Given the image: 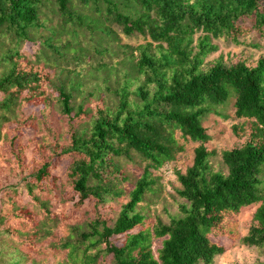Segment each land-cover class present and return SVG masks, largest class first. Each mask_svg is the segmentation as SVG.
Returning <instances> with one entry per match:
<instances>
[{
	"label": "trees",
	"instance_id": "obj_1",
	"mask_svg": "<svg viewBox=\"0 0 264 264\" xmlns=\"http://www.w3.org/2000/svg\"><path fill=\"white\" fill-rule=\"evenodd\" d=\"M263 1L0 0V147L7 143L6 153L22 167L24 146L16 139L32 121L21 112L26 106L45 108L55 99L69 126L67 138L55 141L49 158L30 166L23 184L42 219L8 195L17 192L14 186L4 191L8 205L0 209V264L31 261L21 246L35 249L36 242L53 236L52 225L59 218L46 193L55 194L58 186L68 207L67 214L60 211L62 218L81 207L88 208L90 217L50 242L51 261L33 259L31 264H213L225 250L218 236L257 250L261 259L252 264H264V53L251 64L244 59L226 64L221 53L210 64L206 61L218 48L213 40L238 45L253 34L264 41ZM50 6L59 19L56 27L45 15ZM115 27L146 40L120 45L128 62H133L132 50L137 51L130 65L136 74L126 73L113 88L106 85L111 97H99L102 102L95 100L92 109L74 104V93L84 90L79 72L65 69L55 84L51 60L65 59L69 50H80L73 55L79 59L82 29L98 35L93 68L109 67L103 58ZM25 42L37 45L33 60L20 52ZM260 42L254 45L258 49ZM48 84L54 93L47 91ZM208 115L236 120L230 131L244 139L218 153L209 148ZM186 142L195 143L190 162L183 170L173 169V192L181 199L177 212L166 222L149 224L141 203L158 191L160 171L177 160ZM217 155L220 165L214 168ZM61 158L69 161L65 180L51 173ZM122 159H136L138 175L126 171ZM119 199L123 201L113 217L112 201ZM251 204L256 207L239 234L235 217ZM154 238L161 239L155 256Z\"/></svg>",
	"mask_w": 264,
	"mask_h": 264
},
{
	"label": "rangeland",
	"instance_id": "obj_2",
	"mask_svg": "<svg viewBox=\"0 0 264 264\" xmlns=\"http://www.w3.org/2000/svg\"><path fill=\"white\" fill-rule=\"evenodd\" d=\"M53 8L54 6H50L45 15L48 18L50 17L51 23L54 27H56V23L59 22V19ZM113 29L114 34L110 36L109 42L107 43L109 51L107 54H104L103 58L110 64V66L105 67L104 69L95 70L93 68V65L97 62L94 59L96 55L92 51V47L98 35L95 33L93 35L85 34L82 29L78 31L79 46L83 48L82 55H80L79 59H74L73 55L75 53H79L80 50H69L66 53L65 59H62L61 61H57V59H55L54 62L50 59V56L52 55H48L47 51L45 52L46 58L50 59L52 62V64L49 65L54 64L52 71L50 72V77L52 78L53 83L56 84L59 78H63L66 75L65 69H74L79 72L78 78L82 83V88H84V90L79 95L74 93L73 98L75 99L72 101L74 104L81 102L83 106H88L92 109L95 100H99V103L102 102L99 97L102 99L103 97H111L112 94L109 92L107 87L105 88L106 85L113 88L125 77L126 73H128V75L136 74L134 68L130 65L136 60L137 51L132 50V56L129 58H131L133 62H128L125 59L126 57L124 58L123 56L120 45L128 44L130 46H135L143 44L146 41L145 38L136 33L126 36L120 33L118 28L115 27ZM66 34L71 33H64L61 36L63 38L68 37ZM105 38L101 36L100 42L105 43ZM213 42L217 44L218 48L215 52L206 57L207 64H210L211 61L220 53L222 54L226 64L233 63L238 59H244L247 64H251L259 55L260 51L264 53V41L260 42L253 34L242 38L240 42L241 44L238 45L234 43L232 44L224 39L213 40ZM258 42H260V45L258 44L261 47L260 49L254 46L255 43ZM36 50L37 45L33 42H25L20 47V52L27 55V58L30 60H33L32 55H35ZM87 55L91 56V59L90 57H85ZM39 58H41V60L44 59L42 57ZM52 89L51 84H48L47 91H52V93H54L55 91ZM89 90H92L91 94H87V91ZM21 112L24 115L32 116L31 124L23 126L21 128V134L16 139L17 144L24 146L23 152L20 154V158L23 159V165L20 168L16 164L15 159L6 153L9 151V149L6 150L7 143L0 147V209L5 208L8 205V203L3 201V195L4 191L11 185L16 188L17 192L13 193L11 190L8 192V195H10L17 204H20L21 207H24V209L29 211L33 218L40 220L42 219V213L40 212L38 206L33 204V202L28 198L25 190L23 189V184L28 177L27 172L30 171V166L37 165L39 161L43 160V158H49L52 155V149L54 148L55 141L61 143L67 138V130L69 126L66 117L60 114L55 99L50 100L45 105V108H43L42 104H38L35 106H26L21 110ZM235 121L236 120L221 121L219 118L208 115L204 122L208 125L211 133V140L207 143L208 147L215 149L218 153L221 149L231 145L233 146L242 138L244 139V136L237 138L231 133L229 128L230 124ZM7 126L11 128L13 124L8 123ZM194 146L195 143L186 142L184 150L178 155L177 160L172 165H169L160 171V188L157 192L148 194L141 203L142 211L146 215L147 223L153 224L157 220L166 222L168 215H172L177 212L176 205L181 202V199L176 197L173 192V188L176 186L173 169L183 170L184 167L189 164ZM135 160L124 161L122 159L125 170L132 175H138L140 170ZM212 162L214 168L219 167L220 163L218 155L212 159ZM68 163L69 161L67 158H61L58 162H56L55 167L51 170V173L60 177L61 180H65ZM60 190L61 187L58 186V191ZM58 191H53L55 194H53L50 190L46 193L48 196L49 208L55 211L57 213V219L59 218L58 223L52 225V229L56 226V228L54 227L55 233H53L51 238H43L36 242L35 249L37 250L21 246L24 251L29 252L28 255L31 259V261L27 260L25 264H31L33 259L35 260V263L42 261V259L51 261L54 256L51 254V250L48 251V245L51 244L50 242H57L60 237L64 235L63 230L67 229V227L69 228L70 225H76L78 223L83 224L84 220H87L90 217L88 208L85 209L84 207H81L74 213L70 214L68 218H62L60 216V211L64 210L67 214L68 207L62 197L58 196ZM37 195L42 196V193L37 191ZM122 201L123 199L112 201L113 209L110 213L113 217L117 213L119 204ZM255 207L256 204H251L240 208L237 216L235 217V230L239 234L244 233V228L248 224ZM21 227L23 230L27 228L23 225ZM217 239L225 246V250L222 254L214 258L213 264H252L257 259H261V254L258 253L257 250L241 245L237 242V240H234V243L231 244L226 242L224 237L218 236ZM12 241L16 243L15 240ZM116 241L119 242L120 239H117ZM160 241L161 239L156 238L151 240V250L154 256L156 249L160 246ZM98 247H100V245L96 248ZM57 251L60 250L58 249ZM94 252L95 250L91 251L89 254L92 255ZM99 256L101 258L102 254Z\"/></svg>",
	"mask_w": 264,
	"mask_h": 264
}]
</instances>
